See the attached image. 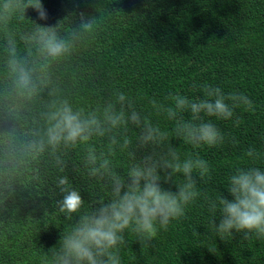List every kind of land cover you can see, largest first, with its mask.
Here are the masks:
<instances>
[{
  "label": "trees",
  "instance_id": "16d2710c",
  "mask_svg": "<svg viewBox=\"0 0 264 264\" xmlns=\"http://www.w3.org/2000/svg\"><path fill=\"white\" fill-rule=\"evenodd\" d=\"M42 3L47 20H40L29 8L23 21L11 22L20 55H27L20 36L32 31L36 23L56 26L66 39H71L75 30L77 38L72 52L49 69L50 88L58 89V97L49 96L46 88L31 101H13L5 68L6 36L0 31V264L51 261L62 232L71 227L56 206L61 199L56 182L61 176H68L81 191L84 209L92 206V195L108 196L98 182L87 178L84 146L58 153L65 163L63 172L50 151L36 159L25 154L24 146L38 138L33 133H42L46 127L43 114L55 98L91 109L113 99L116 89L132 97L142 95L145 99H137V110L150 115L162 129H170L172 123L156 116L148 99L163 100L169 93L195 99L202 92L193 90L194 82L219 86L226 94L243 92L253 101L254 111L238 108L231 120L212 118L229 140L234 136L239 141L238 145L226 141L223 146L193 148L175 137L171 143L181 158L198 153L207 161V182L199 189L212 198L222 192L231 199L224 186L235 168L264 169V0ZM81 13L97 19L94 33L79 29ZM129 134L134 138L135 130ZM102 143L96 140L98 148ZM253 146L261 153L256 161L245 155ZM144 154L137 153L138 157ZM115 163L127 168L130 161L118 153ZM161 183L166 189L177 190L174 182ZM201 204L198 199L189 205L187 217L173 221L167 231L160 229L154 246L143 251L136 237L129 236V244L121 249L122 264H264V240L241 241L237 233L225 242L211 231L212 217Z\"/></svg>",
  "mask_w": 264,
  "mask_h": 264
},
{
  "label": "clouds",
  "instance_id": "9594fccd",
  "mask_svg": "<svg viewBox=\"0 0 264 264\" xmlns=\"http://www.w3.org/2000/svg\"><path fill=\"white\" fill-rule=\"evenodd\" d=\"M29 8L40 20L48 19L42 0H0V31L6 36L5 68L13 101H31L46 88L49 96L58 97V89L50 88L53 82L49 69L72 52L77 38L75 30L72 38L66 39L58 34L56 26L36 23L32 31L20 36L27 48V55H20L10 25L13 19L23 21ZM80 16L79 29L94 33L97 19L86 18L83 13ZM192 88L202 96L192 99L169 93L163 100L148 99L155 115L172 123L170 129H162L150 115L137 110V99L144 96L132 97L119 89L113 99L91 109L75 107L68 99L51 101L43 114L46 127L42 133H33L38 138L24 146L25 154L36 159L50 151L63 172L65 163L58 153L84 146L87 178L98 182L108 196L92 195V206L84 209L85 199L69 177L57 180L61 193L57 210L71 227L62 232L48 264H122L121 249L129 244V236L136 237L141 251L154 246L158 231H167L173 221L186 218L188 206L198 199L212 217L211 231L220 239L228 242L227 237L234 239L239 233L241 241L264 240V169L235 168L224 186L231 199L222 192L212 198L199 189L202 182H207V161L198 153L181 158L171 143L175 137L193 148L223 146L226 141L238 145L239 141L234 136L229 140L212 118L231 120L238 108L254 111L253 101L243 92L226 94L211 84L194 82ZM132 130L134 138L129 134ZM96 140L104 143L98 148ZM140 151L146 154L138 157ZM118 153L128 157L127 168L115 163ZM245 155L253 161L261 157L254 146ZM161 181L174 182L177 190L164 188Z\"/></svg>",
  "mask_w": 264,
  "mask_h": 264
}]
</instances>
